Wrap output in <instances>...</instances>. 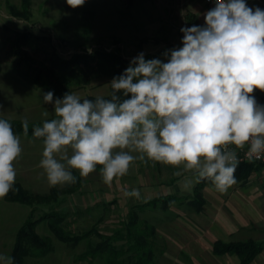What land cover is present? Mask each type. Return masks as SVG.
<instances>
[{
    "label": "clouds",
    "instance_id": "clouds-1",
    "mask_svg": "<svg viewBox=\"0 0 264 264\" xmlns=\"http://www.w3.org/2000/svg\"><path fill=\"white\" fill-rule=\"evenodd\" d=\"M85 2L66 0L73 9ZM204 19V26L180 29L182 47L167 50V62L146 60L144 53L133 58L109 83V99L69 92L53 101V92L43 94L44 103L54 104V117L34 127L33 136L43 139L38 167L50 187L74 184L73 170L86 178L97 166L110 186L136 161H151L182 167L174 175L191 172L197 183L209 180L226 194L240 163L230 145H247L249 162L264 158V105L254 95L264 92V9L216 0ZM22 129L27 137V119ZM22 151L20 135L0 118V199L13 190ZM0 264H13V257L0 253Z\"/></svg>",
    "mask_w": 264,
    "mask_h": 264
},
{
    "label": "rangeland",
    "instance_id": "rangeland-1",
    "mask_svg": "<svg viewBox=\"0 0 264 264\" xmlns=\"http://www.w3.org/2000/svg\"><path fill=\"white\" fill-rule=\"evenodd\" d=\"M28 1L29 17L20 20L9 14L8 6L20 7L22 0H0V117L38 123L54 117V104L43 102V94L47 91L31 86L13 71V66L18 62L12 49L16 36H30V44L23 48L37 59H42L52 49L68 57L74 51L85 48L89 52L95 49H119L124 56H131L130 60L144 53V56L149 54L167 62L163 54L182 47L183 33L180 29L186 27L185 11L180 8L177 12L173 8L174 0H133L132 3L127 0H86L82 7L75 9L69 7L66 0ZM33 48H36V52H33ZM109 83L106 78H92L89 85L73 93L81 98L88 95L105 96ZM55 99L53 97V101ZM46 110L48 117L43 116ZM20 137L23 151L15 163L16 183L27 192L39 196L48 195L53 188L60 192L69 185L50 187L46 176L41 175L43 170L38 167L42 159L43 141ZM176 171L182 170H173L160 163L153 166L151 161H136L127 175L119 182L114 180L110 186L103 183L100 166L86 178L80 177L76 171L81 180L80 190L71 195L59 193L54 202L52 199L41 200L33 216L38 218L51 208H57L66 216L65 221L75 233L96 228L104 234H112L136 206L155 200L159 198L158 194H165L169 190L173 193V188L160 187V182L168 176L178 179L177 186L183 189V194L185 191L192 193L197 183L194 174L184 172L176 176ZM132 189L140 191V199L124 195L125 190ZM1 204L2 207H11V222L15 227L27 219L29 207L0 199ZM186 208L188 206L184 201L182 204L173 202L166 210H162L160 203L155 207L143 206L136 210L141 218L156 228L157 242L164 248V255L158 264H211L212 261L228 264L229 257L212 255L207 237H203L205 243L200 245L203 255H192L198 253L199 248L194 231L200 233V230L193 225L188 228L186 224L188 220L200 219ZM15 227L5 229L0 237V244L5 245H0V253L4 255H8L7 251L11 249ZM36 232L51 239L53 250L44 258H27L25 264H87L74 261V257L84 250V243L72 247L57 241L44 222L37 225ZM92 240L96 242L97 238L93 236Z\"/></svg>",
    "mask_w": 264,
    "mask_h": 264
},
{
    "label": "trees",
    "instance_id": "trees-1",
    "mask_svg": "<svg viewBox=\"0 0 264 264\" xmlns=\"http://www.w3.org/2000/svg\"><path fill=\"white\" fill-rule=\"evenodd\" d=\"M132 3L133 0H127ZM29 1L22 0L20 7L8 6L9 14L20 20H27L29 17ZM186 27L197 25L196 19L192 15L186 17ZM30 36L22 34L13 40V51L18 62L13 66V71L28 84L47 92H53V97L63 98L65 93L83 89L90 84L92 78H106L110 82L114 77L123 74L130 65L131 56H124L119 49L104 51L102 49H83L74 51L68 57L61 56L55 49L42 59L34 58L27 49L23 48L30 44ZM36 52V48L32 49ZM154 56L145 55V59H153ZM23 64V65H22ZM110 84L108 93L102 96L110 98ZM95 100V96H84ZM7 119L12 125L15 134L23 136L22 120ZM51 119V118H50ZM29 129L26 138L34 141H43L42 138L33 136V129L42 126V123L28 122ZM257 164L254 162H240L236 171L237 182L244 181ZM76 176V183L65 186L60 192L53 188L45 196L31 194L24 190L19 183L14 184L13 190L3 198L4 201L19 203L29 207L27 219L15 230L14 240L9 254L13 257V264H25L27 258H44L52 252V243L49 237H42L36 232V227L44 222L47 228L57 241L75 247L84 243V250L74 257L75 262H85L87 264H158L164 255V248L157 242L156 228L146 219L141 218L138 213L143 206L155 207L161 204L162 210L173 202L179 204L184 201L192 206L201 208L203 205L201 188L206 184H211L209 180H202L198 183L194 193L189 197L176 195H165L148 203L136 206L126 215V220H122L112 234H104L96 228H91L82 233L72 231L66 216L51 208L38 218H34V213L41 200H57L59 193L73 194L80 190L81 180L78 173L73 170ZM96 237L94 242L92 237ZM262 244L248 240L245 242L215 241L212 245V253L215 255H235L239 259L238 264H249L257 253L261 250Z\"/></svg>",
    "mask_w": 264,
    "mask_h": 264
},
{
    "label": "crops",
    "instance_id": "crops-1",
    "mask_svg": "<svg viewBox=\"0 0 264 264\" xmlns=\"http://www.w3.org/2000/svg\"><path fill=\"white\" fill-rule=\"evenodd\" d=\"M246 3L253 9L256 7L262 9L264 0H246ZM173 8L177 9V12L180 8L184 9L185 20L187 15H192L197 21V26L205 25L204 15L208 10L203 0H174ZM254 95L257 102L260 105H264V92L255 90ZM230 148H233L238 154V151L234 148V146L230 145ZM172 169L182 170V167L180 169ZM177 181L178 179L172 175L170 177L168 176L166 179H163V181L160 182V187L165 186L168 190L173 188L174 191L172 193L169 190L165 194L162 193L158 195H177L180 197H189L194 193V190L199 183L198 182L195 184L192 189V193H188L190 191H185L183 194V189H180L177 186ZM200 191L203 201L202 207L199 209L195 206L187 204L188 208H186L191 209V211L194 212L195 217L200 219L194 221L188 220L187 224L185 223L186 227L188 228H191V225H193L198 231L200 230V233L194 231V234L196 235L195 241L198 242L199 248L198 253L192 255H203V251L201 252L200 250V245L203 242L205 243V239H203V237H207L209 240L208 245L210 247L211 253L212 245L215 241L229 243L245 242L251 240L262 244V248L249 264H264V171L262 167L256 165L244 181L237 182L228 190L226 194L217 192L212 183L204 185ZM0 206L1 237L5 229H8L10 226L15 227L16 225H13L11 222L13 217L10 215L12 212L11 207H2V204ZM199 223H203V225H200ZM15 228L17 229L18 227ZM12 239L14 240V235ZM1 246L3 247L5 245ZM205 252L207 253L208 251ZM212 255L229 257L230 262L228 264L239 263V259L235 255H215L213 253ZM234 258L236 260H234ZM211 264L221 263L218 261H212Z\"/></svg>",
    "mask_w": 264,
    "mask_h": 264
},
{
    "label": "built area",
    "instance_id": "built-area-1",
    "mask_svg": "<svg viewBox=\"0 0 264 264\" xmlns=\"http://www.w3.org/2000/svg\"><path fill=\"white\" fill-rule=\"evenodd\" d=\"M207 10H210L212 9L213 7H215V3H216V0H203ZM259 90V89H257ZM247 148L248 146L246 145L245 148L243 150L241 149H237L238 151V157L240 159V162H249L247 159H246V156H245V153L247 151ZM252 162L256 163L257 165L261 166L263 171H264V158L262 159H259V160H253Z\"/></svg>",
    "mask_w": 264,
    "mask_h": 264
}]
</instances>
